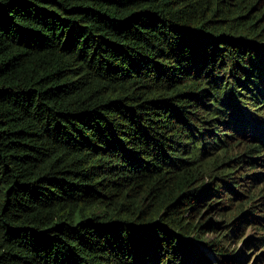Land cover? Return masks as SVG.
Listing matches in <instances>:
<instances>
[{"label": "trees", "instance_id": "1", "mask_svg": "<svg viewBox=\"0 0 264 264\" xmlns=\"http://www.w3.org/2000/svg\"><path fill=\"white\" fill-rule=\"evenodd\" d=\"M247 228L263 259L264 0H0V264H235Z\"/></svg>", "mask_w": 264, "mask_h": 264}, {"label": "rangeland", "instance_id": "2", "mask_svg": "<svg viewBox=\"0 0 264 264\" xmlns=\"http://www.w3.org/2000/svg\"><path fill=\"white\" fill-rule=\"evenodd\" d=\"M253 235H254V231L252 230V228H247L245 230L242 241L236 242L235 238L233 240L227 241L226 247L236 254V258L233 259L235 264H264V258L260 259L262 255H260L259 253V251H261L259 248H257L255 251L252 249L249 251H245L246 246L244 242L248 241ZM207 237L213 238L214 235L208 233ZM243 253H245V255H243Z\"/></svg>", "mask_w": 264, "mask_h": 264}]
</instances>
